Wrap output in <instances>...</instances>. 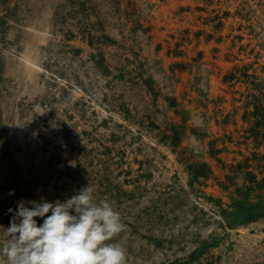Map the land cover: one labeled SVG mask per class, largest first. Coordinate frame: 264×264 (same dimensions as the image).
Returning a JSON list of instances; mask_svg holds the SVG:
<instances>
[{
	"label": "rangeland",
	"instance_id": "374dc122",
	"mask_svg": "<svg viewBox=\"0 0 264 264\" xmlns=\"http://www.w3.org/2000/svg\"><path fill=\"white\" fill-rule=\"evenodd\" d=\"M86 184L127 264H264V0H0V224Z\"/></svg>",
	"mask_w": 264,
	"mask_h": 264
},
{
	"label": "clouds",
	"instance_id": "9594fccd",
	"mask_svg": "<svg viewBox=\"0 0 264 264\" xmlns=\"http://www.w3.org/2000/svg\"><path fill=\"white\" fill-rule=\"evenodd\" d=\"M95 193L86 184L64 199H19L7 209L9 226L0 224V264H127L126 249L115 239L126 224Z\"/></svg>",
	"mask_w": 264,
	"mask_h": 264
},
{
	"label": "bare ground",
	"instance_id": "6f19581e",
	"mask_svg": "<svg viewBox=\"0 0 264 264\" xmlns=\"http://www.w3.org/2000/svg\"><path fill=\"white\" fill-rule=\"evenodd\" d=\"M28 31L30 32L32 44H36L41 37H46L47 33L49 32L48 28L42 23L34 22L27 26ZM25 62L21 67L22 72L26 76L28 81L35 82L38 76V73L42 70L41 60L38 56L37 52L34 50L28 51Z\"/></svg>",
	"mask_w": 264,
	"mask_h": 264
}]
</instances>
